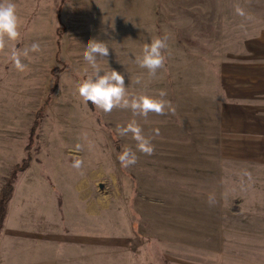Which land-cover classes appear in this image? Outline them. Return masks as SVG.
Segmentation results:
<instances>
[{"label": "rangeland", "instance_id": "rangeland-1", "mask_svg": "<svg viewBox=\"0 0 264 264\" xmlns=\"http://www.w3.org/2000/svg\"><path fill=\"white\" fill-rule=\"evenodd\" d=\"M14 2L17 46L43 51L22 58L23 72L0 54V190L30 147L0 230V264H264V138L222 111L221 84L223 63L264 29V0ZM165 35V67L150 77L135 58ZM92 38L107 42L100 66L122 73L130 95L165 90L175 108L136 117L154 153L137 151L128 168L118 155L136 142L115 127L131 111L104 113L77 94L92 71L83 59Z\"/></svg>", "mask_w": 264, "mask_h": 264}, {"label": "clouds", "instance_id": "clouds-1", "mask_svg": "<svg viewBox=\"0 0 264 264\" xmlns=\"http://www.w3.org/2000/svg\"><path fill=\"white\" fill-rule=\"evenodd\" d=\"M236 15L246 17L247 14L243 7L238 3L233 5ZM21 18L17 12V5L14 0H0V54L5 55L19 72L25 71L27 65L22 62V58H27L30 53H40L43 51L40 43L33 42L30 46L23 48L18 47L21 41ZM114 30V27H113ZM168 36L157 37L143 46L142 54L136 56L135 63L143 69H147L150 77H155L158 70L165 67L167 57L164 50L168 48ZM109 47L107 42L92 38L85 46L83 59L91 66V73L87 74L76 86L77 94L81 100L87 104L91 103L95 108L104 113H111L115 108L127 109L132 113V119L126 125L117 124L115 132L120 137L131 136L134 140L135 150L130 146H123L118 160L121 167L128 168L137 163V151L145 155L154 153V145L152 139L154 137L146 136L136 117L147 120L149 113L156 115H165L166 112H175L171 101L164 99L167 93L165 90L159 91V98L149 96L147 94L130 95L125 86L124 75L115 69L103 71L98 57H108ZM141 81L137 78L136 83ZM159 135V130H154ZM87 140V133H82L81 137ZM83 149L82 143H76L73 149L79 153ZM84 161L73 156L71 167L80 170ZM249 175V173H245ZM209 206L215 203V194L209 193L207 197Z\"/></svg>", "mask_w": 264, "mask_h": 264}, {"label": "crops", "instance_id": "crops-1", "mask_svg": "<svg viewBox=\"0 0 264 264\" xmlns=\"http://www.w3.org/2000/svg\"><path fill=\"white\" fill-rule=\"evenodd\" d=\"M222 111L238 116L245 128L264 138V29L249 41L246 53L223 63ZM250 133V132H249Z\"/></svg>", "mask_w": 264, "mask_h": 264}, {"label": "trees", "instance_id": "trees-1", "mask_svg": "<svg viewBox=\"0 0 264 264\" xmlns=\"http://www.w3.org/2000/svg\"><path fill=\"white\" fill-rule=\"evenodd\" d=\"M48 107H49V99H47L37 111L36 119L34 120L32 129H31L30 140L33 138V135L38 129V127H40L44 112L48 109ZM29 148L30 147L28 145L27 146V151L29 153V157L27 156L28 158H30ZM27 157L26 159H24L23 164H21L22 166L17 165L12 170L10 177L8 178V180H6V182L4 183V185L2 186L0 190V230L3 227L5 220L7 218L9 203L14 196L15 186H16L18 177L20 173L25 172L30 166V164L27 161L28 160Z\"/></svg>", "mask_w": 264, "mask_h": 264}]
</instances>
